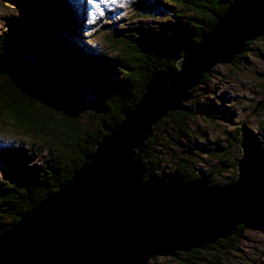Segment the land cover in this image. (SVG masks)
Here are the masks:
<instances>
[{
    "label": "trees",
    "instance_id": "obj_1",
    "mask_svg": "<svg viewBox=\"0 0 264 264\" xmlns=\"http://www.w3.org/2000/svg\"><path fill=\"white\" fill-rule=\"evenodd\" d=\"M234 1L131 0L133 24L104 23L101 27L106 29L111 55L87 48L83 41H76L75 34L60 37L61 22L71 26L70 12L61 5L51 20L20 26L7 37L0 35V125L24 139L28 148L6 147L0 153V166L7 176L0 185V234L69 179L104 132L136 105L151 77L175 67ZM252 42L231 61L236 69ZM210 73L188 91L181 110L168 112L153 126L138 154L144 179L156 175L187 181L208 175L213 187L230 185L240 180V170H247L254 160L249 152L239 159L216 145L203 153L216 158L208 159L215 162L214 170L199 166L207 160L198 154L199 143L192 141L201 133L192 123L199 117L207 120L212 113L192 97L200 85L209 82ZM49 88L51 94L45 95ZM258 106L264 116V100ZM243 127L244 137L252 139ZM33 153H44L39 164ZM223 169L235 171L236 176L216 179ZM241 179L252 181L254 192L264 191V172L251 169ZM244 229L239 226L227 239L173 257L182 258L183 264H218L221 254L235 249ZM201 253L211 258L200 257Z\"/></svg>",
    "mask_w": 264,
    "mask_h": 264
},
{
    "label": "water",
    "instance_id": "obj_2",
    "mask_svg": "<svg viewBox=\"0 0 264 264\" xmlns=\"http://www.w3.org/2000/svg\"><path fill=\"white\" fill-rule=\"evenodd\" d=\"M24 1L26 8L13 0L28 19L39 1ZM263 35L264 0L232 2L175 67L151 77L71 177L0 234V264H147L215 244L239 226L264 227V191L254 192L252 181L213 187L208 175L144 179L138 156L153 126L182 109L203 74Z\"/></svg>",
    "mask_w": 264,
    "mask_h": 264
},
{
    "label": "rangeland",
    "instance_id": "obj_3",
    "mask_svg": "<svg viewBox=\"0 0 264 264\" xmlns=\"http://www.w3.org/2000/svg\"><path fill=\"white\" fill-rule=\"evenodd\" d=\"M37 1L39 2L36 3L35 8L30 7L27 19L19 12L12 0H0V35L7 37L9 33L13 34L15 29L20 26L22 28L23 25L30 27V24L37 26L38 23L51 20L61 5L70 12L71 26L67 24L68 22H61L60 31L58 30L60 37H72L70 34H75L80 38V41L79 38L76 41H83L87 48L97 50L101 54L111 55L113 52L104 37L106 29L102 30L101 27L104 23L113 26L123 24L122 22L133 24L135 21L130 19L131 13H133L129 9L131 0H117L115 6L108 4L107 7L111 11L106 10L103 15L100 14L99 9L89 5L88 0H52L49 5L46 0ZM17 2L22 3L26 8L27 1L17 0ZM121 3L123 7H120ZM42 5L46 7L45 12H42L43 10L38 12L40 8L37 7ZM23 6H20L23 8H21L22 11L25 10ZM97 28L99 31L94 32ZM48 29L52 30V27ZM246 52L238 69L231 62L215 64L210 70L209 82L200 85L196 90L197 96L192 97L196 104L202 103L198 106H202L201 108L212 113V117L207 120L199 117V120L196 119L192 123V126L198 125V129L195 130L201 132L199 135H194L192 141L199 143L202 150L199 151L196 148L198 154L202 159L206 158L207 160L201 162L199 166L207 171L214 170L215 162L208 161V159L215 160L216 158L214 156L206 157L203 154L211 146H220L230 156L235 155L239 159L247 157L249 152L254 160L252 158L250 162V158H247L250 164L247 166V170H240L241 174L237 175L239 179L245 171L247 173L251 169L264 172V116H261L258 106V103L264 100V35L254 39ZM201 93L203 94L200 95ZM242 126L251 133L252 139L244 137V132L240 131ZM6 147L28 149L25 147L24 139L22 140L9 129L0 125V153H3ZM33 156L35 163L39 164L44 153H33ZM218 175L219 177L216 179L224 181V176H236V173L223 169ZM6 179L3 167L0 166V185ZM235 246V249L225 251V254L220 255L218 264H264V227H246ZM199 256L206 259L211 258L210 254L201 253ZM181 259L173 256H158L150 259L148 264H183Z\"/></svg>",
    "mask_w": 264,
    "mask_h": 264
},
{
    "label": "snow or ice",
    "instance_id": "obj_4",
    "mask_svg": "<svg viewBox=\"0 0 264 264\" xmlns=\"http://www.w3.org/2000/svg\"><path fill=\"white\" fill-rule=\"evenodd\" d=\"M88 4L99 9L100 10V14L103 15L104 12L107 11H111V9H109L107 6L108 4H111L113 6L117 5V0H88ZM104 7H101V6ZM120 7H123V4L121 3Z\"/></svg>",
    "mask_w": 264,
    "mask_h": 264
},
{
    "label": "bare ground",
    "instance_id": "obj_5",
    "mask_svg": "<svg viewBox=\"0 0 264 264\" xmlns=\"http://www.w3.org/2000/svg\"><path fill=\"white\" fill-rule=\"evenodd\" d=\"M52 1V0H51Z\"/></svg>",
    "mask_w": 264,
    "mask_h": 264
}]
</instances>
